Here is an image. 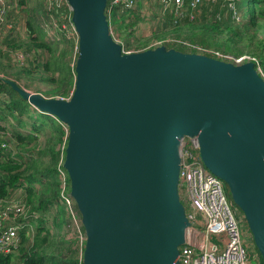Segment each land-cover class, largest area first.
Wrapping results in <instances>:
<instances>
[{
    "label": "water",
    "instance_id": "obj_1",
    "mask_svg": "<svg viewBox=\"0 0 264 264\" xmlns=\"http://www.w3.org/2000/svg\"><path fill=\"white\" fill-rule=\"evenodd\" d=\"M78 33L75 87L46 97L12 81L68 126L64 167L81 213L83 264H180L190 222L180 195L181 145L195 136L228 185L264 263V77L160 46L124 52L108 0H68Z\"/></svg>",
    "mask_w": 264,
    "mask_h": 264
},
{
    "label": "trees",
    "instance_id": "obj_2",
    "mask_svg": "<svg viewBox=\"0 0 264 264\" xmlns=\"http://www.w3.org/2000/svg\"><path fill=\"white\" fill-rule=\"evenodd\" d=\"M136 1L137 6L134 9L126 7L123 2L114 4L113 0H108L106 8L108 19L109 11L114 10L115 14L112 19H109V22L118 24L119 40L125 41L126 47L131 46V37L120 34L124 25L126 26L125 21L133 15L139 19L142 15L139 11L145 6V0ZM24 2V0H8V6L3 12L0 8V53L9 61L15 59L17 64L15 67L12 66L14 70H11L0 60V101L5 102L8 99L9 109L18 112L19 127L26 125L23 117H28L31 122L30 134L25 136L19 127L10 128L8 123L0 120V130L9 132L11 137L14 136L12 139L7 138L6 134H0V201L12 199L20 188L26 187L27 193H24L23 199L29 207L30 213H36L37 217L31 219L35 223L32 232L27 228L20 230V242L14 252L0 251V264H83V253H80L76 241L61 238L57 233H52L49 227V221L53 219V225L58 228L59 232L65 222L63 217L66 216L68 219L70 217L60 195L63 182L58 178L60 170L67 173L64 161L68 142V126L56 116L29 109L33 105L25 100L11 84L12 81H17L19 85L30 88L42 81L46 84L44 87H48L46 89L41 87L45 90L43 95L46 97L70 98L72 96L77 60L73 56L74 42L70 40L71 38L64 37L68 44V50L62 56L66 58L56 62L55 68L51 71V53L46 49H50V52L52 50L43 42H38L36 37L32 38V33H34L33 29L37 27L36 29L45 36L43 28L45 20L56 19L60 25H73V11L68 0H41V3L34 4L27 10L22 8ZM153 6H160L161 16L166 18L165 25L171 26L170 29L177 30L178 38L188 40L191 44L184 45L181 43L184 41L173 40L166 43L167 48L184 52L202 53L203 49L212 48L230 54L229 52L234 51V45L230 38L236 39L249 35L253 25L257 29L264 27V24L259 27V19H264V0H205L201 8L193 10V18L187 16L177 21L172 13L164 14L162 0H153ZM24 11L29 13L25 21L30 38L21 35L23 22L21 17H23ZM136 22L133 21L130 25H135ZM112 35L115 36L114 32ZM226 36L229 37L225 38ZM77 48L78 58V43ZM251 52L258 58L264 72V50ZM19 53L23 54L24 60L16 58V54ZM207 54L212 56L211 53ZM33 72H36V75L30 77ZM26 74H29V77ZM1 116L2 113H0ZM41 133H44L48 140V147L44 153L48 150L49 165L38 167L33 158H30L26 164L19 162L17 155L13 154L17 150L20 153L19 145L22 146L26 144V141H32ZM4 142L9 145V150L1 147ZM43 176L51 180L43 183ZM38 183L44 186L36 188L35 185ZM67 186L70 190L69 180ZM48 213L52 215L48 216ZM53 214H55L54 217ZM19 221L30 222L23 217H20ZM44 231L46 234H43ZM249 248L252 247L249 246ZM254 248L261 256L256 245ZM252 263H256V260H251L250 264ZM259 264H264L263 259Z\"/></svg>",
    "mask_w": 264,
    "mask_h": 264
},
{
    "label": "built area",
    "instance_id": "obj_3",
    "mask_svg": "<svg viewBox=\"0 0 264 264\" xmlns=\"http://www.w3.org/2000/svg\"><path fill=\"white\" fill-rule=\"evenodd\" d=\"M204 1L162 0V8L164 14L172 13L177 21L187 17L191 10L201 8ZM119 2H123L131 9L137 6L136 0H113L114 4ZM6 6L8 0H0L2 12ZM72 29L78 35L74 23ZM181 43L191 45L186 42ZM160 46L163 45L154 48ZM207 53H211L212 57L236 64L253 61L259 73L264 75L260 62L254 57L234 56L206 49H203L201 54ZM0 134H6L7 138H11V134L7 131ZM1 147L8 149L9 145L4 142ZM60 172L62 177L66 178L65 181L63 180L60 192L63 204L70 219L72 218L75 230L85 243L86 234L81 213L67 186L69 176L64 170ZM26 189L22 187L12 199L0 201V251L2 252L12 253L17 249L20 230L27 228L33 231L31 219H36L37 216L35 213H30L23 199L24 193H27ZM179 189L190 222L186 230L185 243L179 249L180 264H250L249 241L246 240L247 235L240 224L238 206L234 200L229 199L226 182L210 171L202 161L199 143L195 136H185L182 140ZM20 217L30 222L19 221Z\"/></svg>",
    "mask_w": 264,
    "mask_h": 264
},
{
    "label": "rangeland",
    "instance_id": "obj_4",
    "mask_svg": "<svg viewBox=\"0 0 264 264\" xmlns=\"http://www.w3.org/2000/svg\"><path fill=\"white\" fill-rule=\"evenodd\" d=\"M24 1L25 2L22 5V8L24 10L30 9L34 4L41 3V0H24ZM139 12L142 14L140 16V18L138 19L134 15L130 16V18L128 17L125 21L126 26L123 24L124 28H123L122 32H120V34L129 35L131 37V39H130L131 46L130 47H126L125 41L123 42L122 40H119L120 36L118 37V31H117L118 24H115V23L110 24L111 25L110 30H112V32H114V35H115L114 38L121 41L123 44L122 45L123 51H125V52H139V51H143L146 49L154 48L155 46L160 45V44L167 47L166 43L173 41V40L178 41V42L184 41L187 44L190 43V41H188V40H182V39L178 38V36L176 35V32H178V31L174 30V29H170L171 26L168 27L167 25H165V22H166L165 19L166 18L163 15L161 16L162 13L160 11V6L159 7L153 6V0H152V2H149V0H145V6ZM22 14H23V17H21V21H23V22L21 25V30H22L21 35H23L26 38H30V34L26 30L27 25H26V21H25L27 18V14H29V13L27 11H24ZM114 14H115L114 10L111 9L109 11V19H112ZM188 16L190 18L194 17L193 10H191L189 12ZM53 21H55V22H53ZM53 21L45 20V22L43 23L45 26V27L43 26V28L45 29V32H44L45 36H43V34L36 29L37 27L33 29L34 33H32V38L36 37L38 42H43L44 44H46V46L48 48H51L52 52H50V49L49 50L46 49L47 52L51 53V62H52L51 71L55 68L56 62H60L66 58V57L64 58L62 56V54L66 50H68V44L65 41V38H67V39L71 38L70 40H72V42H74L73 56L76 59H77V52H78V48H77L78 35L72 29V25L71 26L60 25L56 19H54ZM133 21H137L136 24L130 25ZM263 24H264V19L263 18L259 19V27ZM30 29L32 30L31 27H30ZM30 29H29V31H30ZM261 29H257V27L255 25H253L251 27L249 35L240 36V38H236V39L230 38L231 43L234 45V51L232 53L231 52H229V53L234 55V56H240V54H242L244 56H251V57H254L258 60L256 55L252 54L253 52H251V51L259 52V51L264 50V27ZM254 30H256V31L254 32ZM227 37H229V36H226L225 38H227ZM75 40H76V42H75ZM186 50L191 51L190 49H186ZM209 50H214V49L209 48ZM49 57H50V55H49ZM16 58H20L21 60H24L22 53L16 54ZM0 60L3 61L6 64V66H8L11 70H14L12 68V66L15 67L17 65L15 62L16 61L15 59L9 61L6 59L5 56L2 55V53H0ZM32 69H34V68H32ZM35 75H36V72L35 73L33 72L30 77L35 76ZM26 76L29 77V74H26ZM45 85H46L45 82L40 81L39 83L31 86L30 88L27 87V89L30 91H33V92H39V93L43 94V92L45 90L42 89L41 87L45 88L44 87ZM24 87L26 88V86H24ZM46 88H48V87H46ZM54 97H56V96H54ZM4 98L6 99L7 97L5 96ZM65 99H68V98H65ZM30 108L32 110H39L34 106H30L29 109ZM0 113H2L1 117H3V119H1V117H0V120H4L1 122L8 123L9 124L8 126L10 128L19 127V122L17 119L19 114H18V112H16V110L9 109L8 99L5 102L0 101ZM23 120L26 122V125L24 127L20 126L19 128L22 130L23 134L26 136V135L30 134L29 128L31 127V122H30V119H28V117L27 118L23 117ZM8 130H9V128H8ZM1 132H4V131H1ZM11 138L13 139L14 136ZM47 147H48V140L46 139V135L44 133H41L32 141H26V144H24L22 146L19 145L20 153L17 150L13 154L17 155V159H19V162H21L22 164H26V162L30 158H33L35 160L36 166L45 167V166H48L50 163V156H49L48 150L46 153H44V151L47 149ZM25 167H27V165H25ZM66 175H68V172L66 173ZM58 178L60 180H62V182H63V180L65 181V179H66V178L62 177L61 172L58 175ZM50 180L51 179L43 176V179H42L43 183H47ZM69 182H70V180H69ZM26 186H28V185H26ZM35 186H36V188H42L44 185L38 183ZM226 190H227L229 199L233 200L230 189H229L227 184H226ZM238 211L240 212V224L242 225V228L247 235L246 240L249 241L248 244H249V246L252 247L251 249L249 248L250 253H251V260L252 261L256 260V263H254V264H259L262 262V259H261V256L258 254L257 250H255V248H254L255 243L253 241L254 240L253 235L249 229V226L246 222V219L243 215V212L240 210L239 207H238ZM50 215H52V214L48 213V216H50ZM54 215L55 214H53V217H54ZM61 220H62V218H61ZM63 220H65L63 227L58 232L57 231L58 228L55 225H53L54 224L53 219H51L49 221V224H50L49 227H50L51 232L57 233L61 238H64V239H74L76 241V245L79 247L80 253H83V249L85 248V243L82 242V238H81L80 234L77 232V230H75V227H74L73 222H72V218L70 219V217H69V219H68V218H66V216H64ZM31 226H32L31 229L33 230L35 228V223L31 222ZM43 234H46V231H44Z\"/></svg>",
    "mask_w": 264,
    "mask_h": 264
},
{
    "label": "clouds",
    "instance_id": "obj_5",
    "mask_svg": "<svg viewBox=\"0 0 264 264\" xmlns=\"http://www.w3.org/2000/svg\"><path fill=\"white\" fill-rule=\"evenodd\" d=\"M262 75V74H261ZM262 77H264V75H262Z\"/></svg>",
    "mask_w": 264,
    "mask_h": 264
}]
</instances>
